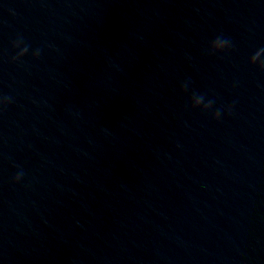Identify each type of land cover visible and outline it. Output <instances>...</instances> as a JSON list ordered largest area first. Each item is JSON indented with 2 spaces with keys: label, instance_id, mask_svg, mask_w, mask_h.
Wrapping results in <instances>:
<instances>
[{
  "label": "water",
  "instance_id": "95a60500",
  "mask_svg": "<svg viewBox=\"0 0 264 264\" xmlns=\"http://www.w3.org/2000/svg\"><path fill=\"white\" fill-rule=\"evenodd\" d=\"M262 45L264 0H0V264H264Z\"/></svg>",
  "mask_w": 264,
  "mask_h": 264
},
{
  "label": "clouds",
  "instance_id": "9594fccd",
  "mask_svg": "<svg viewBox=\"0 0 264 264\" xmlns=\"http://www.w3.org/2000/svg\"><path fill=\"white\" fill-rule=\"evenodd\" d=\"M23 43L22 40L20 39H17V41H15L13 44H12V48L14 50H18L16 51V55L12 56L11 58V62L12 63H17L19 62L24 56L26 53H28L29 49H28V46L25 45L23 47H21L20 45ZM262 47H264V45H262ZM229 48V42L228 40L222 38V37H217L212 43L211 45L209 46V53L210 54H219V53H224L228 50ZM40 56V49L37 48V49H34L31 53V59L32 60H36L38 57ZM256 61V57L253 56L251 57V59L249 60V65H251L252 63H254ZM183 88L184 86H181V91H183ZM8 101V98H5V100L3 101H0V106H6ZM208 106H206L207 108ZM195 109V106L194 108ZM201 112H204L203 109H200ZM227 111H230V109H228ZM219 115H220V111L217 110L213 116H212V119L213 120H216L219 118ZM23 175L22 172H18L17 175L13 178L12 180V183L15 184L17 183L20 179H21V176Z\"/></svg>",
  "mask_w": 264,
  "mask_h": 264
}]
</instances>
